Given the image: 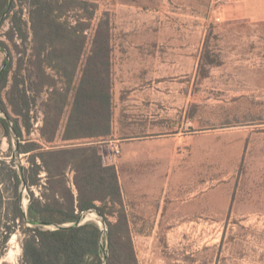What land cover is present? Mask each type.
<instances>
[{"label": "rangeland", "instance_id": "1", "mask_svg": "<svg viewBox=\"0 0 264 264\" xmlns=\"http://www.w3.org/2000/svg\"><path fill=\"white\" fill-rule=\"evenodd\" d=\"M92 1L97 11L86 54L93 29L110 20L112 135L63 140L68 104L48 143V103L57 95L48 76L60 92L66 87L48 59L35 56L29 0H17L29 39L7 38L9 18L0 38L21 50H14L13 75L22 67L31 126L21 118L23 136L17 139L12 128L7 134L0 109V162L18 171L21 165L24 177L33 174L30 156L51 145L95 143L104 163L117 169L139 264H264V0ZM70 6L63 20L75 25L82 4ZM6 58L0 49V70ZM29 142L38 148L20 152V143ZM36 162L40 183L22 182L19 199L7 170L0 172V264H21L28 229L41 227L27 217L13 220L16 205L27 212L31 190L43 200L54 195L40 157ZM74 175L67 170L76 192ZM106 210L116 222L120 206L109 202ZM85 218L104 226L96 210Z\"/></svg>", "mask_w": 264, "mask_h": 264}, {"label": "trees", "instance_id": "2", "mask_svg": "<svg viewBox=\"0 0 264 264\" xmlns=\"http://www.w3.org/2000/svg\"><path fill=\"white\" fill-rule=\"evenodd\" d=\"M0 0V25L11 20L7 35L10 41L18 37L27 42L29 32L24 26L21 11L16 9L17 0ZM71 2L82 4V13L77 14V24L63 20L71 10ZM30 17L34 34V52L37 57L48 59L62 79L66 88L60 92L56 81L48 76V87L56 95L53 105L48 103V118L44 128L48 127V143L57 137L61 114L64 107L71 105L70 114L62 136L63 140L106 139L112 135L113 93H112V37L110 20L102 18L93 29L92 48L86 54L88 29L97 11L92 0H29ZM66 18V17H65ZM14 48L0 38V49L7 51L5 68L0 72V109L6 114L1 122L6 133H10L11 124L19 137L23 136L21 118L27 128L31 126L30 92L23 77L22 67L14 73L15 53H20L18 44ZM18 48V50H17ZM23 61V58L19 59ZM40 61H44L42 58ZM43 70L45 76L46 72ZM40 77V76H39ZM32 81V75H29ZM42 78L41 85H44ZM56 92V93H55ZM6 95V102L4 98ZM16 98L20 104L17 105ZM11 110L9 109V105ZM17 115L14 117L11 114ZM38 147L34 142L20 143L19 151L29 153ZM40 157L43 167L48 171V185L54 195L48 200L37 198L31 190L27 215L20 204L16 205L15 219L27 217L31 222L65 224L77 222L87 212L99 211L106 221V230L95 220H87L81 225L59 228L33 227L28 229L23 242L21 264H139L133 233L126 211L123 190L115 165H107L95 143L51 145L48 150L30 156L33 174L20 172L1 161L0 172L7 170V178L14 183L18 199L19 186L27 182L28 187L39 185ZM75 172L76 192L68 185L67 170ZM6 181V180H5ZM48 187V189H50ZM56 192V193H55ZM101 202L102 204H99ZM119 205L118 219H108L106 204ZM114 213V212H113ZM11 230V227H9ZM11 236L7 232L4 242ZM2 255V253H0Z\"/></svg>", "mask_w": 264, "mask_h": 264}, {"label": "water", "instance_id": "3", "mask_svg": "<svg viewBox=\"0 0 264 264\" xmlns=\"http://www.w3.org/2000/svg\"><path fill=\"white\" fill-rule=\"evenodd\" d=\"M11 5H12V0H10V2H9V6H8V8H7V11L10 10ZM5 53H6V57L8 58V53H7V51H5ZM6 63H7V61H5L4 65L2 66V68H1V70H0V72L5 68ZM11 128L13 129V131H14V133H15V136H16V138L18 139V135H17V133L15 132L14 128L12 127V123H11ZM16 152H18V150H16ZM16 152H15V154H16ZM18 166H19V172H20V174H21V177H22V179H24V177H23V175H22V170H23V169H22V166H21V165H18ZM24 212H25V215H27L26 210H24ZM97 215L103 218L102 214H101L99 211H97ZM102 220H103L104 226H103V227L101 226V227H102V229H105L104 227H105V226L107 227V225H106V221L104 220V218H103ZM86 221H87V219H86L85 217L81 216L80 219H79L77 222H74V223L50 224V223H44V222H36V224L41 225V227H43V228H46V227H44V226H53V228H59V227H69V226H73V225H81V224H83V223L86 222ZM33 223H34V222H33Z\"/></svg>", "mask_w": 264, "mask_h": 264}, {"label": "bare ground", "instance_id": "4", "mask_svg": "<svg viewBox=\"0 0 264 264\" xmlns=\"http://www.w3.org/2000/svg\"><path fill=\"white\" fill-rule=\"evenodd\" d=\"M12 240H13V239H12ZM11 253H12V254H15V253H17V251L13 249V250L11 251Z\"/></svg>", "mask_w": 264, "mask_h": 264}, {"label": "built area", "instance_id": "5", "mask_svg": "<svg viewBox=\"0 0 264 264\" xmlns=\"http://www.w3.org/2000/svg\"><path fill=\"white\" fill-rule=\"evenodd\" d=\"M117 152H120V150H119V149H117Z\"/></svg>", "mask_w": 264, "mask_h": 264}]
</instances>
